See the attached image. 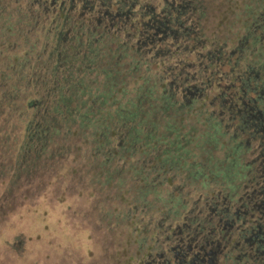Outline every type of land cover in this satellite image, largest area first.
I'll return each mask as SVG.
<instances>
[{
    "label": "flooded vegetation",
    "instance_id": "obj_1",
    "mask_svg": "<svg viewBox=\"0 0 264 264\" xmlns=\"http://www.w3.org/2000/svg\"><path fill=\"white\" fill-rule=\"evenodd\" d=\"M250 2L0 0V28L13 19L55 75L91 93L103 72L123 75L120 98L146 84L155 119L194 123L168 131L181 153H158L176 174L153 182L172 192L140 215L132 264H264V8Z\"/></svg>",
    "mask_w": 264,
    "mask_h": 264
},
{
    "label": "trees",
    "instance_id": "obj_2",
    "mask_svg": "<svg viewBox=\"0 0 264 264\" xmlns=\"http://www.w3.org/2000/svg\"><path fill=\"white\" fill-rule=\"evenodd\" d=\"M262 5L264 8V2ZM8 27L0 28V181H7L0 197L1 211L14 204L6 202L17 183L30 186L36 179L38 183L33 191L40 193L45 188L41 178L65 166H68L67 170L62 171H67L69 179L82 180L88 173V185L100 186L110 184L116 176L122 181L126 174L142 178L143 173L170 172L172 156L159 162L158 153L179 150L180 141L174 144L173 138L168 136V131L177 130V125L165 116L155 119L157 110L152 108V93L146 84L138 90H129L123 99L120 98L123 79L114 73L103 72L91 93L78 75L68 76L66 71L67 76H57L36 51L29 55L23 45L6 43L4 37ZM10 29L17 35L15 26ZM18 49H21L20 53ZM118 92L120 96L115 94ZM96 97H99L97 102L90 103V99ZM104 99L107 103H101ZM111 102H114L113 107L108 110ZM167 111L161 107L157 114ZM68 161L71 163L67 164ZM122 182L118 181L119 188L123 187ZM144 184L149 188L152 182L145 181ZM29 190L22 191L20 196L25 199ZM132 212L122 214V219L132 226L129 234L117 243L119 247L125 239V248L107 252L102 264H132L129 248L134 243L139 224L138 220L134 223L131 219ZM105 216L108 225L110 214ZM127 254L130 255L126 259Z\"/></svg>",
    "mask_w": 264,
    "mask_h": 264
},
{
    "label": "rangeland",
    "instance_id": "obj_3",
    "mask_svg": "<svg viewBox=\"0 0 264 264\" xmlns=\"http://www.w3.org/2000/svg\"><path fill=\"white\" fill-rule=\"evenodd\" d=\"M263 2L251 0V9L254 12L259 10ZM6 17L7 14L0 15V26ZM13 22L11 19L9 27L14 26ZM9 27L4 37L6 43L22 45L21 39L14 42L16 34ZM20 50L17 52L20 53ZM128 88L132 89L130 83ZM115 94L120 95L119 92ZM177 125L180 134L185 135L192 132L194 123L188 118L177 121ZM191 157H196L195 161L199 159L196 153ZM67 167L57 168L52 175L41 178L45 188L40 193L33 191L38 183L36 179L31 181L33 184L30 186L28 183H17L16 190L6 202L14 204L5 208L4 212L0 210V264H102L107 252L114 248L121 251L126 246L124 239L117 247L118 241L132 229L130 222L122 219L123 215L132 210L131 219L138 220L144 211L163 208L166 195L172 192L171 188H163L153 182V179L162 177L156 174H141L144 178L146 175L145 180L126 174L123 182L116 176L110 184L100 186L88 185V173L83 175L82 180L69 179ZM175 174L176 171L173 172ZM118 181L123 187L117 186ZM145 181L152 182V186H145ZM5 184L6 179L0 181V197ZM26 189H30L29 194L23 199L20 194ZM105 213L111 217L108 225Z\"/></svg>",
    "mask_w": 264,
    "mask_h": 264
}]
</instances>
